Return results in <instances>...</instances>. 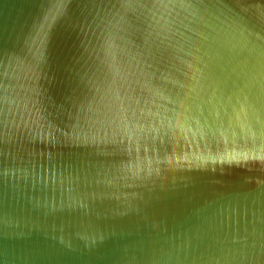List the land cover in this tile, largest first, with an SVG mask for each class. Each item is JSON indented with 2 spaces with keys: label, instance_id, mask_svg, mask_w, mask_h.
Instances as JSON below:
<instances>
[{
  "label": "water",
  "instance_id": "obj_1",
  "mask_svg": "<svg viewBox=\"0 0 264 264\" xmlns=\"http://www.w3.org/2000/svg\"><path fill=\"white\" fill-rule=\"evenodd\" d=\"M0 264H264V0H0Z\"/></svg>",
  "mask_w": 264,
  "mask_h": 264
}]
</instances>
